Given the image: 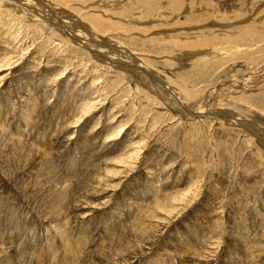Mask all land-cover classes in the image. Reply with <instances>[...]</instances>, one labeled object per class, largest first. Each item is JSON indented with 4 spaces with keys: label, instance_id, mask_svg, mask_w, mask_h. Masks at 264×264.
I'll return each mask as SVG.
<instances>
[{
    "label": "rangeland",
    "instance_id": "obj_1",
    "mask_svg": "<svg viewBox=\"0 0 264 264\" xmlns=\"http://www.w3.org/2000/svg\"><path fill=\"white\" fill-rule=\"evenodd\" d=\"M79 1L0 0V264H264V0Z\"/></svg>",
    "mask_w": 264,
    "mask_h": 264
},
{
    "label": "bare ground",
    "instance_id": "obj_2",
    "mask_svg": "<svg viewBox=\"0 0 264 264\" xmlns=\"http://www.w3.org/2000/svg\"><path fill=\"white\" fill-rule=\"evenodd\" d=\"M32 1H35V0H32ZM44 1V0H43ZM51 1V0H50ZM53 1V0H52ZM61 2L62 0H58V2ZM81 1V0H80ZM79 1V2H80ZM108 1V0H107ZM170 1V0H169ZM168 1V2H169ZM172 2V1H171ZM44 3V2H43ZM179 3V2H178ZM73 4V3H72ZM82 4V3H81ZM181 4V3H180ZM67 5H70V4H68L67 3ZM74 5V4H73ZM107 5V4H106ZM47 7V6H46ZM53 7V6H52ZM104 7H106L105 5H104ZM60 9V8H59ZM62 9V8H61ZM60 9V10H61ZM65 9V8H64ZM91 9V8H90ZM63 11V10H62ZM64 12V11H63ZM95 12V11H94ZM60 13V12H59ZM99 13V12H98ZM161 13V12H160ZM180 13V12H179ZM52 14V13H51ZM65 14V13H64ZM90 14H93V13H91L90 12ZM170 14V13H169ZM74 15V14H73ZM84 15V14H83ZM82 15V16H83ZM88 15V14H87ZM162 15V14H161ZM178 15V14H177ZM49 16H50V14H49ZM55 16V15H54ZM81 16V17H82ZM85 16V15H84ZM83 16V17H84ZM92 16V15H91ZM95 16V14L93 15V17ZM14 17V16H13ZM56 17V16H55ZM80 17V18H81ZM88 18H91V17H89V15L87 16ZM96 18V17H95ZM135 18V17H134ZM60 19V18H59ZM99 19H102L101 17L99 18ZM58 20V19H57ZM62 20V19H61ZM82 20V19H81ZM89 20V19H88ZM124 20V19H123ZM177 20V19H176ZM51 21V20H50ZM56 21V20H55ZM80 21V20H79ZM86 21V20H85ZM91 21H93V19H91ZM137 21H139V19L137 20ZM58 22H59V20H58ZM62 22V21H61ZM75 22V21H74ZM89 22V21H88ZM94 22H96V23H94ZM93 22V24H92V27H94V29L96 30V31H99V33L101 32V31H106V30H108V29H110V28H112V27H110L111 25H108V23H104V22H102L101 20L99 21H94ZM135 22V21H134ZM140 22V21H139ZM166 22V21H165ZM85 23V22H84ZM136 23V22H135ZM138 23V22H137ZM262 23V22H261ZM64 24V23H63ZM62 24V25H63ZM86 24V23H85ZM91 24V23H90ZM262 24H264V21H263V23ZM261 24V25H262ZM57 25V24H56ZM65 26V25H64ZM86 26V25H85ZM90 26V25H89ZM88 26V27H89ZM109 26V27H108ZM213 26V25H212ZM263 26V25H262ZM82 27V26H81ZM91 27V28H92ZM251 27V26H250ZM254 27V26H253ZM245 28H247L248 29V27H245ZM258 29V28H257ZM87 30V29H86ZM91 30H93V29H91ZM243 30V29H242ZM250 30H252V29H250ZM109 31V30H108ZM177 31V30H176ZM212 31V30H211ZM238 31H239V29H238ZM255 31V30H254ZM241 32V33H240ZM239 33H235V36H236V39H231V40H227L229 43H231L230 41H232V42H236L238 45H240V44H245V43H248V42H255V40H257V37L259 38V36L258 35H256V34H252V33H250L249 31L248 32H244V31H240ZM252 32V31H251ZM99 33H98V35H99ZM137 33V32H136ZM169 33V32H168ZM254 33V32H253ZM73 34V33H72ZM77 34V33H76ZM193 34V33H192ZM202 34V33H201ZM262 35H261V39H264V33H261ZM71 35V34H70ZM74 35V34H73ZM86 35V34H85ZM84 35V36H85ZM102 35H105V34H102ZM187 35H189L188 33L187 34H185V36H187ZM78 36V35H77ZM165 36V35H164ZM191 36V35H190ZM234 36V35H233ZM83 37V36H82ZM86 37H87V35H86ZM95 37H96V35H95ZM183 37V36H182ZM192 37V36H191ZM128 38H132V37H128ZM135 38V37H134ZM175 38L177 39V37L175 36ZM175 38H174V41H177V40H175ZM180 39H181V37H179ZM185 38H187V37H185ZM196 38V37H195ZM200 38V37H199ZM91 39V38H90ZM93 39V38H92ZM91 39V40H92ZM202 39V38H201ZM199 39L200 41H198L197 42V40L198 39H196V42L197 43H192V46L194 45V47L197 45V44H200V46H201V44L202 45H204V46H206V44H212V40L211 39H209L208 37H204V39ZM100 40V39H99ZM131 40V39H130ZM134 40V39H133ZM179 40V39H178ZM182 40V39H181ZM188 40V39H187ZM95 41V40H94ZM169 41H171V40H169ZM169 41H167V42H169ZM183 41H185V40H183ZM189 41V40H188ZM187 41V42H188ZM85 42H87V41H85ZM172 42V41H171ZM178 42V41H177ZM189 42H192L191 40L189 41ZM115 43V42H114ZM114 43H112V42H103V43H101V44H105V45H107V46H109L108 48L110 49V50H116V49H118L119 48V45H116V44H114ZM175 43V42H174ZM182 43V42H181ZM181 43H179L178 45L180 46V47H187V46H185V45H187V44H183V45H180ZM170 44V43H169ZM172 44V43H171ZM176 44V43H175ZM175 44H172V45H175ZM112 45H114V47L112 46ZM236 45V44H235ZM199 46V45H198ZM241 46V45H240ZM176 47V46H175ZM178 47V46H177ZM190 47H191V43H190ZM207 47V46H206ZM189 48V47H188ZM204 48V47H203ZM243 48V47H242ZM199 49V48H198ZM245 49H247V48H245ZM246 51V50H245ZM191 52V51H190ZM198 52V51H197ZM192 53V52H191ZM90 54V53H89ZM195 54V53H194ZM236 54V53H235ZM238 54H240V52L238 53ZM114 55V54H113ZM211 55H212V53H211ZM237 55V54H236ZM205 56V55H204ZM157 57V56H156ZM191 57H193V56H190L189 58H191ZM198 57V56H197ZM134 58V57H133ZM180 58V57H179ZM174 59V58H173ZM139 60H140V58H139ZM179 60V59H178ZM181 60V59H180ZM138 61V60H137ZM176 61V60H175ZM178 62V61H177ZM179 62H181V61H179ZM193 62V61H192ZM10 63V62H9ZM144 72H146L145 70H143ZM153 72V71H152ZM149 76H152V75H150L149 73H147ZM155 79H157L158 80V77L157 76H155ZM159 85V84H158ZM164 86L167 88L168 87V85H166V84H164ZM170 87V86H169ZM226 89V88H225ZM229 89V88H228ZM172 91V90H171ZM222 92H224V91H222ZM236 92V91H235ZM183 93V92H182ZM174 94V93H173ZM187 94V93H186ZM212 94V93H211ZM186 96V95H185ZM189 96H192V95H190L189 94ZM188 96V97H189ZM184 101V100H183ZM184 104H185V102H184ZM89 107V106H88ZM89 111V110H88ZM82 112H83V110H82ZM214 112V111H213ZM87 113V112H86ZM230 113H231V111H230ZM229 114V113H228ZM236 114V113H235ZM80 115V114H79ZM203 115H204V113H203ZM223 115V114H222ZM231 115V114H230ZM245 115V114H244ZM84 116V115H83ZM240 116V115H239ZM239 118V117H238ZM242 118V117H241ZM248 118V117H247ZM245 119V118H244ZM257 119V118H256ZM259 119V118H258ZM236 120V119H235ZM241 120H243V118L241 119ZM249 120H250V118H249ZM245 121H247V120H245ZM264 121V120H263ZM240 122V121H239ZM248 122V121H247ZM247 122H245V123H247ZM254 122V121H253ZM260 122H261V120H260ZM243 124H244V122H242ZM240 124V123H239ZM262 124H263V122H262ZM252 126H255V125H252ZM247 127V126H246ZM251 127V126H250ZM256 128V127H255ZM244 129V128H243ZM248 131V130H247ZM262 132V131H261ZM259 134V133H258ZM118 135V134H117ZM260 135V134H259ZM253 140V139H252ZM259 140V139H258ZM251 142V141H250ZM263 142V141H262ZM132 143V142H131ZM137 145V144H136ZM140 145V144H139ZM134 147V146H133ZM37 149V148H36ZM138 149V148H137ZM141 150V149H140ZM143 151V150H142ZM139 152V151H138ZM261 152V151H260ZM258 153V152H257ZM127 156V155H126ZM125 157V156H124ZM116 160V159H115ZM114 160V161H115ZM125 161V160H124ZM138 162V161H137ZM126 163V162H125ZM264 163V162H263ZM262 164V163H261ZM113 168V167H112ZM119 168V167H118ZM119 171V170H118ZM113 172V171H112ZM114 175V174H113ZM93 179V178H92ZM197 192V191H196ZM197 194V193H196ZM188 195V194H187ZM66 197V196H65ZM183 197V196H182ZM176 198V197H175ZM175 198L173 199L174 201H175ZM183 199H185V197H183V198H181V199H176V201H180V202H183ZM187 200V199H186ZM190 200V199H189ZM158 202V201H157ZM185 202V201H184ZM158 204H160V203H158ZM177 204V203H176ZM164 205V204H163ZM182 205V204H181ZM176 206V205H175ZM160 207V206H159ZM165 208V207H164ZM169 209V208H168ZM165 211V210H164ZM141 219H143V218H141ZM154 219V218H153ZM69 235V234H68ZM68 239V238H67ZM66 242H64V244H65ZM83 244V243H82ZM76 246H77V244H76ZM80 246V245H79ZM80 250V249H79ZM74 251V250H73ZM61 261V260H60Z\"/></svg>",
    "mask_w": 264,
    "mask_h": 264
}]
</instances>
